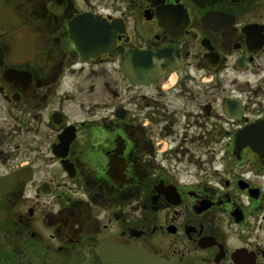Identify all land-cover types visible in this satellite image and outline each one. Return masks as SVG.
Here are the masks:
<instances>
[{
    "label": "flooded vegetation",
    "instance_id": "flooded-vegetation-1",
    "mask_svg": "<svg viewBox=\"0 0 264 264\" xmlns=\"http://www.w3.org/2000/svg\"><path fill=\"white\" fill-rule=\"evenodd\" d=\"M263 134L264 0H0V264H264Z\"/></svg>",
    "mask_w": 264,
    "mask_h": 264
},
{
    "label": "water",
    "instance_id": "water-1",
    "mask_svg": "<svg viewBox=\"0 0 264 264\" xmlns=\"http://www.w3.org/2000/svg\"><path fill=\"white\" fill-rule=\"evenodd\" d=\"M251 134H252V133H251ZM246 135H247V134H246ZM252 136L254 137V134H252ZM240 137H241L240 141H242L243 136L240 135ZM253 137H252V139H251L250 141H248L249 143H250V142H252V143H253V142H256V143L259 142L257 139H254ZM130 251H131V253L133 252L132 254H136V253H137V252H135L134 250H130ZM135 257H136V256H133V257L131 258V260H134L133 258H135ZM136 258H137V257H136ZM139 260H141V259L139 258ZM133 262H137V261H133ZM131 264H133V263H131Z\"/></svg>",
    "mask_w": 264,
    "mask_h": 264
},
{
    "label": "bare ground",
    "instance_id": "bare-ground-1",
    "mask_svg": "<svg viewBox=\"0 0 264 264\" xmlns=\"http://www.w3.org/2000/svg\"><path fill=\"white\" fill-rule=\"evenodd\" d=\"M134 264H142V260H139V261H137V262L134 263Z\"/></svg>",
    "mask_w": 264,
    "mask_h": 264
}]
</instances>
